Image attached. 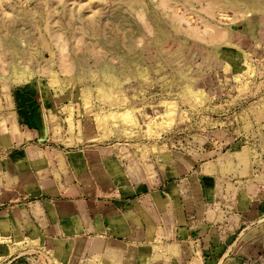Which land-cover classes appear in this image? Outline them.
<instances>
[{
    "label": "rangeland",
    "instance_id": "rangeland-1",
    "mask_svg": "<svg viewBox=\"0 0 264 264\" xmlns=\"http://www.w3.org/2000/svg\"><path fill=\"white\" fill-rule=\"evenodd\" d=\"M31 83L53 144L108 147L142 180L215 178L211 209L264 194V0H0V113ZM240 240L233 264H264Z\"/></svg>",
    "mask_w": 264,
    "mask_h": 264
},
{
    "label": "crops",
    "instance_id": "crops-1",
    "mask_svg": "<svg viewBox=\"0 0 264 264\" xmlns=\"http://www.w3.org/2000/svg\"><path fill=\"white\" fill-rule=\"evenodd\" d=\"M43 92L21 86L0 113V264H233L239 239L264 250V194L230 188L229 209H211L215 178L142 180L108 147L53 144Z\"/></svg>",
    "mask_w": 264,
    "mask_h": 264
},
{
    "label": "bare ground",
    "instance_id": "bare-ground-1",
    "mask_svg": "<svg viewBox=\"0 0 264 264\" xmlns=\"http://www.w3.org/2000/svg\"><path fill=\"white\" fill-rule=\"evenodd\" d=\"M13 48L16 50V47L13 45ZM13 49V50H14ZM13 69H12V71H13V74H15L16 73V75L17 76H20L19 74L21 73L22 75H24L25 73H27V71L24 73L23 71H25V67L24 66H21L20 65V63L21 62H19L18 60L17 61H15V60H13ZM30 74V73H29ZM28 74V75H29ZM21 75V76H22ZM8 77V76H7ZM92 139V138H91ZM95 140V139H94ZM237 154H238V156H239V160L241 161V162H247L246 160H247V155H248V151L247 150H240V151H238L237 152ZM256 157V156H255ZM254 158V157H253ZM230 163H228V165H229ZM230 167H231V164H230ZM229 166H228V168H230ZM227 167H225V166H222L221 167V169L222 170H226V169H228Z\"/></svg>",
    "mask_w": 264,
    "mask_h": 264
}]
</instances>
